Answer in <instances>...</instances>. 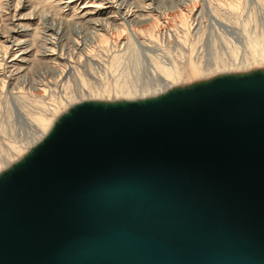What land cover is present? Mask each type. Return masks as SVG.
<instances>
[{"label": "water", "instance_id": "95a60500", "mask_svg": "<svg viewBox=\"0 0 264 264\" xmlns=\"http://www.w3.org/2000/svg\"><path fill=\"white\" fill-rule=\"evenodd\" d=\"M0 264H264V69L71 106L0 172Z\"/></svg>", "mask_w": 264, "mask_h": 264}, {"label": "rangeland", "instance_id": "374dc122", "mask_svg": "<svg viewBox=\"0 0 264 264\" xmlns=\"http://www.w3.org/2000/svg\"><path fill=\"white\" fill-rule=\"evenodd\" d=\"M114 7L130 10L132 23L114 13V22L97 15L75 24L72 8L62 11L55 0H0V172L78 102L160 95L158 68L169 72L173 88L264 69V59L252 58L264 53V0H115ZM47 13L67 21L51 22ZM143 13L154 23H138ZM21 21L29 31L20 36L34 52L25 72L10 67L16 46L5 42ZM98 31L105 43L94 40ZM45 33L55 45V69L39 56Z\"/></svg>", "mask_w": 264, "mask_h": 264}, {"label": "bare ground", "instance_id": "6f19581e", "mask_svg": "<svg viewBox=\"0 0 264 264\" xmlns=\"http://www.w3.org/2000/svg\"><path fill=\"white\" fill-rule=\"evenodd\" d=\"M79 1V4H81L78 9L76 8V5ZM114 1L115 0H55V2L58 4L59 6V9L62 10V11H65L67 9H70L72 8V15L74 16L73 18L76 19L73 23L75 24H79V22H91L95 19V16L97 15H104L105 17L104 20H108L110 22H114L115 19V15L114 13H117V14H120V19L121 20H124V21H127V22H131L132 23V18L134 15L130 13V10L127 11V9H123V7H114ZM126 2L129 0H125ZM131 1V0H130ZM124 3V2H123ZM129 4V3H128ZM73 5V6H72ZM125 5V3H124ZM24 6V5H23ZM123 6V5H122ZM114 7L115 11H111V9ZM131 8V7H130ZM151 8V7H150ZM75 10H77L75 12ZM135 10V9H134ZM134 13V12H133ZM138 13V12H137ZM149 13V12H148ZM139 14L137 15L139 18H140V21L138 23L140 24H144L145 23H154L152 22V17L149 15V14ZM71 15V16H72ZM30 16V15H29ZM46 17H48V19L51 20V22L53 21H56V19H60L59 20V23H61V19H63L64 21H67L66 17H55V15L53 16L52 14H48L46 15ZM54 17V18H53ZM137 17V18H138ZM72 17H70L71 19ZM131 18V19H130ZM32 19V18H31ZM44 19V18H43ZM46 19V18H45ZM44 19V20H45ZM72 20V19H71ZM102 21V20H101ZM137 21V20H136ZM49 23V21H48ZM56 24V23H55ZM64 24V23H63ZM105 24V23H104ZM51 25V24H50ZM106 25V24H105ZM49 26V25H48ZM15 27L16 29H13V33L15 35H12L8 38V40L6 39L5 42H7L9 45H12V46H16V51H15V54L12 55L13 56V59H11L12 61L11 62V65L10 67L14 68L17 72H25L26 70H28L29 66L32 64V61H33V58L30 59L31 57H33L34 55V52H33V45L30 44L28 41V39L26 38H21V34L22 33H27L28 34V31H29V28H28V25L24 22H18L17 24H15ZM44 27V26H43ZM53 28V27H52ZM99 28V27H98ZM50 29V28H49ZM46 30V29H45ZM44 30V31H45ZM59 30V29H58ZM55 31V30H52V34H58L59 35V31ZM11 32V33H12ZM12 33V34H13ZM51 33V32H50ZM49 33V34H50ZM44 34V33H42ZM46 34V33H45ZM47 35L43 37V42H44V46H43V49L41 50L40 52V55L38 53V55L40 56V59L42 61H44L46 64L49 65V68H54L56 67V59L57 57H55L56 54V50H55V45H54V42L53 40H50L51 39V35ZM21 35V36H20ZM20 36V37H19ZM57 36V35H56ZM54 39V38H53ZM94 40H96V42H98V44H102V43H105L106 42V37L104 34L102 33H99L98 31V34L96 35V38H94ZM253 45V44H252ZM8 48V46H7ZM255 53V52H254ZM4 54V53H3ZM255 56H253L252 58L253 59H260L261 61H263L262 59H264V53H260V55L256 56L257 54H253ZM4 57V56H3ZM39 60V59H38ZM41 60H39L41 62ZM254 60V61H256ZM253 61V60H252ZM251 61V63H252ZM259 61V60H258ZM31 62V63H30ZM30 63V65H29ZM34 63V62H33ZM256 64H258L259 62H254ZM10 64V63H9ZM29 65V66H28ZM47 65V67H48ZM252 65V64H251ZM253 66V65H252ZM257 66V65H256ZM157 68V67H156ZM60 70V69H59ZM158 74L162 75L164 78H163V85L165 86L163 88V90H161L159 92V94H164L166 93L167 91L173 89V81L171 80V75H167L166 74V70H161L158 68V70H156ZM10 72V71H9ZM169 74V72H167ZM245 74V73H244ZM11 75V74H10ZM224 75H230V74H224ZM15 76V75H14ZM219 76H222V75H219ZM218 77V76H216ZM215 78V77H214ZM210 80V79H209ZM175 82V81H174ZM182 82V81H181ZM203 82V81H202ZM185 85V84H184ZM181 87H186V86H181ZM175 88H178V87H175ZM127 93V92H125ZM129 95V93H128ZM155 96V95H154ZM159 96V95H158ZM153 97V96H152ZM150 96V98H152ZM156 97V96H155ZM139 98V99H137ZM141 97H138L136 96L135 100H143V99H140ZM116 99V98H115ZM132 99V98H131ZM146 99V98H145ZM135 100H132V101H135ZM123 101V100H121ZM125 101V100H124ZM127 101H130V100H127ZM84 102V101H83ZM79 103V102H78ZM67 112V111H66ZM57 120V119H56ZM55 120V121H56ZM44 122V121H43ZM55 123V122H54ZM41 124V123H40ZM42 125V124H41ZM53 126V125H52ZM51 126V128H52ZM42 127V126H41ZM50 128V129H51ZM50 129L48 131H42L40 134V137L43 139L47 133L50 131ZM41 139V140H42ZM40 140V141H41ZM37 144V143H36ZM32 148V147H31ZM30 148V149H31ZM14 164V163H13ZM11 166V165H10ZM8 168V167H7Z\"/></svg>", "mask_w": 264, "mask_h": 264}]
</instances>
